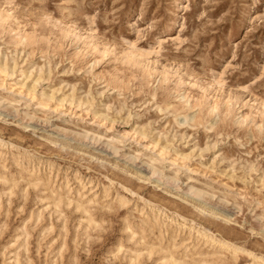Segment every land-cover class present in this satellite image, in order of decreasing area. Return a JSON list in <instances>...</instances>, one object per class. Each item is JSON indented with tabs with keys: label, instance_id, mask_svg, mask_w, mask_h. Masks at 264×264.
<instances>
[{
	"label": "rangeland",
	"instance_id": "obj_1",
	"mask_svg": "<svg viewBox=\"0 0 264 264\" xmlns=\"http://www.w3.org/2000/svg\"><path fill=\"white\" fill-rule=\"evenodd\" d=\"M0 139V264H264V0H0Z\"/></svg>",
	"mask_w": 264,
	"mask_h": 264
},
{
	"label": "bare ground",
	"instance_id": "obj_2",
	"mask_svg": "<svg viewBox=\"0 0 264 264\" xmlns=\"http://www.w3.org/2000/svg\"><path fill=\"white\" fill-rule=\"evenodd\" d=\"M0 143L7 146L6 142H4L1 139H0ZM176 216L178 218H181L182 221H183V223H185V224L188 223V219L185 218L184 216H181V215H176ZM189 227L190 228H195L196 227L197 232L200 235L204 236L208 240H211V241H214V242L218 243L220 246H222V247H224L226 249H231V250H234L235 252H237V251H244V249L241 246H239V245H237V244H235V243H233V242H231V241H229V240H227L225 238H219L215 233H213V232H211V231H209V230H207L205 228L197 227L194 223L190 224ZM249 255H251L256 260H260V261H263L264 262V257L257 256V255H255V254H253L251 252H249Z\"/></svg>",
	"mask_w": 264,
	"mask_h": 264
}]
</instances>
